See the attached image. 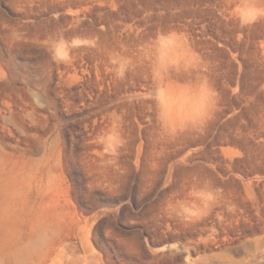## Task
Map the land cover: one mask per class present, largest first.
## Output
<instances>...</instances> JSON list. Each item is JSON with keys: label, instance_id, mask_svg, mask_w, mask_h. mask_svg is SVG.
<instances>
[{"label": "rangeland", "instance_id": "374dc122", "mask_svg": "<svg viewBox=\"0 0 264 264\" xmlns=\"http://www.w3.org/2000/svg\"><path fill=\"white\" fill-rule=\"evenodd\" d=\"M0 264H264V0H0Z\"/></svg>", "mask_w": 264, "mask_h": 264}]
</instances>
